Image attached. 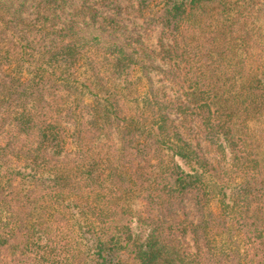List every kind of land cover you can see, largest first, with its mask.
<instances>
[{"label":"trees","instance_id":"1","mask_svg":"<svg viewBox=\"0 0 264 264\" xmlns=\"http://www.w3.org/2000/svg\"><path fill=\"white\" fill-rule=\"evenodd\" d=\"M127 1L0 0V264H264V0Z\"/></svg>","mask_w":264,"mask_h":264},{"label":"rangeland","instance_id":"2","mask_svg":"<svg viewBox=\"0 0 264 264\" xmlns=\"http://www.w3.org/2000/svg\"><path fill=\"white\" fill-rule=\"evenodd\" d=\"M96 5L101 8V12L104 16H112L118 20L121 26V32L123 34L134 39H139L143 43V45H145L151 51L156 52L159 50L158 28L150 32H146L144 29H142L140 20L135 19L131 15L127 0H118L117 5H115L114 3L111 5H103L102 3H97ZM158 62V60H155L154 64L157 65ZM158 77L159 75L154 76L155 79H157ZM207 156L210 159L217 158V155L214 153H210ZM189 209L192 210L191 205H189ZM213 209L214 211L216 210L215 208Z\"/></svg>","mask_w":264,"mask_h":264}]
</instances>
